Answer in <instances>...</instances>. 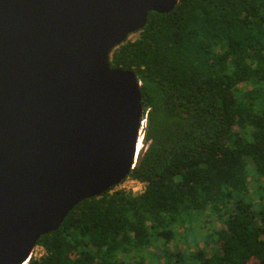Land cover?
Masks as SVG:
<instances>
[{"label":"trees","instance_id":"obj_1","mask_svg":"<svg viewBox=\"0 0 264 264\" xmlns=\"http://www.w3.org/2000/svg\"><path fill=\"white\" fill-rule=\"evenodd\" d=\"M111 66L142 83L144 147L127 179L144 191L84 200L29 264H264V0H178ZM207 224L218 251L173 245L176 227L191 246Z\"/></svg>","mask_w":264,"mask_h":264},{"label":"water","instance_id":"obj_2","mask_svg":"<svg viewBox=\"0 0 264 264\" xmlns=\"http://www.w3.org/2000/svg\"><path fill=\"white\" fill-rule=\"evenodd\" d=\"M177 4L0 0V264H29L77 205L128 178L144 147L142 83L111 55Z\"/></svg>","mask_w":264,"mask_h":264},{"label":"rangeland","instance_id":"obj_3","mask_svg":"<svg viewBox=\"0 0 264 264\" xmlns=\"http://www.w3.org/2000/svg\"><path fill=\"white\" fill-rule=\"evenodd\" d=\"M137 37H138V33H135V34H132L129 37V39L135 40ZM129 181H131V179L124 180L119 186L116 187V189H125L126 187H130ZM134 187L137 189L135 194H139L144 191V184L142 183L137 184ZM252 187L256 189L257 184L256 183L252 184ZM254 189L252 190L254 191ZM212 227L213 226L211 224H207L206 226H204L203 229H200L198 231L196 230L195 238H197L198 241L197 243L192 244L191 246H188L187 243L183 241V238H182L183 231L180 228L178 229L176 227L175 232L178 233V235L173 241V245H175V247H177L181 252H184L186 254L189 253L190 251H196L197 249H204L209 253H214L218 251V246H216V244L213 241L208 243L207 241H210V239H207V237L204 236V235H208L207 233L211 232ZM158 251L160 252V250ZM43 253H44L43 249L37 246L33 252L32 257L38 258ZM187 255H190V254H187ZM155 264H157V262Z\"/></svg>","mask_w":264,"mask_h":264},{"label":"built area","instance_id":"obj_4","mask_svg":"<svg viewBox=\"0 0 264 264\" xmlns=\"http://www.w3.org/2000/svg\"><path fill=\"white\" fill-rule=\"evenodd\" d=\"M129 184H130V187H126L123 190H126L128 192L132 190L131 192L135 193L137 189L134 186L137 185V184H140V183L138 181H135V180L131 179V181H129Z\"/></svg>","mask_w":264,"mask_h":264},{"label":"bare ground","instance_id":"obj_5","mask_svg":"<svg viewBox=\"0 0 264 264\" xmlns=\"http://www.w3.org/2000/svg\"><path fill=\"white\" fill-rule=\"evenodd\" d=\"M142 145H141V141L139 140L137 143V147H136V151H141Z\"/></svg>","mask_w":264,"mask_h":264}]
</instances>
